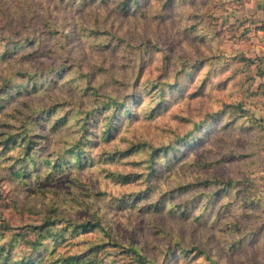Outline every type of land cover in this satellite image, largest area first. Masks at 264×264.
<instances>
[{"label":"rangeland","instance_id":"rangeland-1","mask_svg":"<svg viewBox=\"0 0 264 264\" xmlns=\"http://www.w3.org/2000/svg\"><path fill=\"white\" fill-rule=\"evenodd\" d=\"M245 3L0 0L11 259L137 264L131 246L155 264H264V70Z\"/></svg>","mask_w":264,"mask_h":264},{"label":"trees","instance_id":"trees-1","mask_svg":"<svg viewBox=\"0 0 264 264\" xmlns=\"http://www.w3.org/2000/svg\"><path fill=\"white\" fill-rule=\"evenodd\" d=\"M257 31H264V25H260L257 29ZM21 77L24 76V74H19ZM85 79H86V82H87V85L89 86L91 84V81L89 79V75H86L85 76ZM10 90L9 89V85L7 83H4L1 85L0 87V103L1 101L3 102L4 99H3V93H8V91ZM27 91V90H26ZM2 107L4 105L0 104ZM87 120H89V118H81L79 121H81V128L85 127L87 124ZM88 126L89 125V122H88ZM9 139H12L11 137H8L7 140L5 141V143L7 144V142L9 141ZM29 141L27 142L26 146H28V151H27V155H29V151L32 149V147H29L30 144H31V140L28 139ZM16 140L15 139H12V143H15ZM5 144V145H6ZM17 174V172H16ZM45 225V224H44ZM44 225H43V222L40 226H32V231H34L35 233L37 234H34V236L39 239H45L47 238V236H43L42 235V229L44 228ZM26 236H21L22 238V241L28 243L30 242V240L28 239H24ZM11 248H12V245L9 244V245H5V244H1L0 245V264H32V259L31 256H23V257H20V258H16V259H11ZM125 253H130L131 256L133 257L134 259V256L135 255L137 257V264H155L154 261H152L151 259L147 258L146 256H144L143 254H139L137 253L136 249H134L133 247L129 246L128 248H126L125 250ZM59 257H62V258H59L57 261H59L61 264H84L85 261H89L88 264H91L93 261L90 259V253L86 254V255H74V256H64V255H61ZM34 264V263H33Z\"/></svg>","mask_w":264,"mask_h":264},{"label":"crops","instance_id":"crops-1","mask_svg":"<svg viewBox=\"0 0 264 264\" xmlns=\"http://www.w3.org/2000/svg\"><path fill=\"white\" fill-rule=\"evenodd\" d=\"M245 11L247 17L251 19V23L253 24L252 35L254 45L256 46L257 51H261V63L260 67L264 70V31H255V26L264 25V0H245ZM264 83V76H263ZM261 119L264 121V109L261 112Z\"/></svg>","mask_w":264,"mask_h":264}]
</instances>
